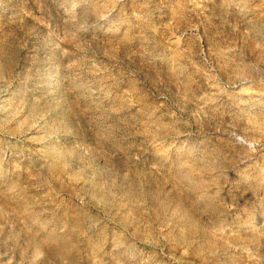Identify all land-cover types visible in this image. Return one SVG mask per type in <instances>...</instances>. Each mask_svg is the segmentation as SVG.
<instances>
[{
    "label": "rangeland",
    "instance_id": "obj_1",
    "mask_svg": "<svg viewBox=\"0 0 264 264\" xmlns=\"http://www.w3.org/2000/svg\"><path fill=\"white\" fill-rule=\"evenodd\" d=\"M263 49L264 0H0V264H264Z\"/></svg>",
    "mask_w": 264,
    "mask_h": 264
},
{
    "label": "bare ground",
    "instance_id": "obj_2",
    "mask_svg": "<svg viewBox=\"0 0 264 264\" xmlns=\"http://www.w3.org/2000/svg\"><path fill=\"white\" fill-rule=\"evenodd\" d=\"M246 3V2H245ZM239 6V5H238ZM10 44V43H9ZM260 45V44H259ZM8 47V46H7ZM10 48V47H9ZM1 49L2 50H5L6 49V47L5 46H1ZM8 50V49H7ZM264 50V49H263ZM259 51H262V49H260ZM4 54H5V52H4ZM13 54V53H12ZM256 54V53H255ZM12 57V56H11ZM259 57V56H258ZM2 62V61H1ZM1 66V65H0ZM6 67V66H5ZM2 69V68H1ZM0 69V70H1ZM249 71V70H248ZM2 75V74H1ZM239 75H241L240 73H239ZM250 75V74H249ZM241 76H243V75H241ZM241 76H240V78H241ZM3 78V77H2ZM244 80V79H243ZM240 81V80H239ZM246 81V80H245ZM254 91V90H253ZM5 95V94H4ZM247 98H248V100L246 101V102H244L242 105L244 106V108H247V109H251V110H253V107H256V106H259V104L261 105V103H262V98H264V92H259V93H251V94H248L247 95ZM249 98H250V100H249ZM2 102V101H1ZM8 105H10V104H8ZM20 107V106H19ZM11 108V107H10ZM261 108V107H260ZM7 109V108H6ZM6 109H5V111H6ZM13 109V108H12ZM255 109V108H254ZM257 109V108H256ZM260 110V109H259ZM24 112V111H23ZM254 112V111H253ZM10 113V112H9ZM14 113V112H13ZM3 114H4V111H3ZM5 115V114H4ZM10 115V114H9ZM18 115V114H17ZM37 115V114H36ZM8 116V115H7ZM14 116V115H13ZM19 116H21V115H19ZM16 117V116H15ZM33 117V116H32ZM35 118V117H34ZM14 120H16V119H14ZM17 121V120H16ZM42 121V120H41ZM39 122V121H38ZM14 123V122H13ZM40 123V122H39ZM254 123V122H253ZM22 125V124H21ZM42 127V126H41ZM23 128V127H22ZM244 128V127H243ZM255 129V128H254ZM32 130V129H31ZM258 131V130H257ZM45 136V135H44ZM30 138V137H29ZM44 138V137H43ZM46 138V137H45ZM41 140V139H40ZM44 142V141H43ZM50 142V141H49ZM51 150V149H50ZM39 152V151H38ZM53 153V155H54V157L57 159V160H61V158H60V156L58 155V153L57 152H52ZM50 154V153H49ZM58 164V163H57ZM69 176V175H68ZM66 178V177H65ZM80 183V182H79ZM86 184V183H85ZM87 185V184H86ZM105 188V187H104ZM98 192H100V190L98 191ZM107 192V191H106ZM105 193V192H104ZM84 194V193H83ZM100 195V194H99ZM133 196V195H132ZM87 197V196H86ZM101 197V196H100ZM93 198V197H92ZM105 198V197H104ZM86 198H84V200H85ZM107 199H108V197H107ZM127 199V198H126ZM90 200V199H89ZM103 200H105V199H103ZM91 201V200H90ZM108 201V200H107ZM114 202V201H113ZM25 205V204H24ZM91 205V204H90ZM109 205V204H108ZM102 207V206H101ZM127 207H128V205H127ZM22 208V207H21ZM100 208V207H99ZM18 209V208H17ZM104 209H105V207H104ZM126 209V208H125ZM112 210V209H111ZM102 212V211H101ZM128 215V214H127ZM110 216V215H109ZM117 217V216H116ZM126 217V216H125ZM129 219V218H128ZM80 224H81V222H80ZM67 227V226H66ZM129 228V227H128ZM130 228H131V226H130ZM127 229V228H126ZM131 230V229H130ZM130 235V234H129ZM52 238V237H51ZM71 238V237H70ZM80 239V238H79ZM101 240V239H100ZM111 240V239H110ZM125 240V239H124ZM56 241H57V239H56ZM55 241V242H56ZM54 242V241H53ZM54 242V244L52 245V248H53V252L59 257V258H61V259H65L66 257L68 258L69 257V255H68V251H67V247L65 246V245H63V243H60V242H56L55 243ZM79 242V241H78ZM71 243V242H70ZM83 243V242H82ZM119 247V246H118ZM90 248V247H89ZM102 252V251H101ZM117 252H119V251H117ZM129 256V255H128ZM91 257V256H90ZM75 263V262H74Z\"/></svg>",
    "mask_w": 264,
    "mask_h": 264
}]
</instances>
